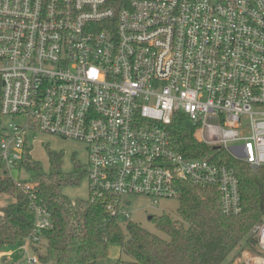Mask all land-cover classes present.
<instances>
[{"label":"built area","instance_id":"built-area-1","mask_svg":"<svg viewBox=\"0 0 264 264\" xmlns=\"http://www.w3.org/2000/svg\"><path fill=\"white\" fill-rule=\"evenodd\" d=\"M0 92L2 176L20 181L43 132L86 145L90 198L115 219L131 220L128 197L177 200L182 182L215 187L238 215L239 180L219 153L264 168V0H0ZM179 115L210 155L174 149ZM36 215L27 264H43L32 248L52 226ZM255 234L264 252V224Z\"/></svg>","mask_w":264,"mask_h":264},{"label":"trees","instance_id":"trees-1","mask_svg":"<svg viewBox=\"0 0 264 264\" xmlns=\"http://www.w3.org/2000/svg\"><path fill=\"white\" fill-rule=\"evenodd\" d=\"M194 131L183 115L176 116L168 127L174 149L187 157L210 155L212 149L197 142ZM4 135L0 112V143ZM219 155L222 163L235 170L242 212L225 214L215 187L182 182L177 218L150 217L159 232L155 234L132 220L111 217L109 200H71L63 189L74 185L79 175H64L59 170L60 157L52 152L50 170L44 171L28 148L20 167L25 175H20L19 182L2 176L0 164V248L22 246L35 230L39 208L52 224L32 248L43 264H100L112 244L119 245L129 259L115 264H233L257 248L263 255L251 232L264 218V168L254 171L226 151ZM18 183L33 187L26 191Z\"/></svg>","mask_w":264,"mask_h":264},{"label":"rangeland","instance_id":"rangeland-1","mask_svg":"<svg viewBox=\"0 0 264 264\" xmlns=\"http://www.w3.org/2000/svg\"><path fill=\"white\" fill-rule=\"evenodd\" d=\"M10 122V119L4 118V125L9 124ZM29 145L32 151V156L34 159L42 163L44 171L50 170V152H52L60 157L59 170L64 175H79V177L76 178V183L74 185L70 184L64 187V194L73 201L90 199L89 180L86 174L89 156L87 147L84 143L38 132L34 138H30ZM20 174L25 175L22 171ZM26 175L30 176L27 173ZM127 200L130 201V203H128L130 206L124 207V210L131 213L132 222L139 224L155 234H159V232L155 228L150 217L167 214L173 218H177V211L180 207V202L176 199L161 200L157 205L146 198L128 197ZM5 204L6 202L1 199V205ZM263 224L264 218L261 224H258L253 228L251 234L255 239L257 238L255 234L256 228ZM256 250L257 251L244 254L241 259L236 260L233 264H253V260L261 256L258 248ZM120 259L129 260L121 253L119 245L112 244L109 247L107 258L102 260L100 264H115ZM27 261L28 259L21 246L0 248V264H27Z\"/></svg>","mask_w":264,"mask_h":264},{"label":"water","instance_id":"water-1","mask_svg":"<svg viewBox=\"0 0 264 264\" xmlns=\"http://www.w3.org/2000/svg\"><path fill=\"white\" fill-rule=\"evenodd\" d=\"M215 149H219V147L215 148ZM151 219V218H150Z\"/></svg>","mask_w":264,"mask_h":264}]
</instances>
